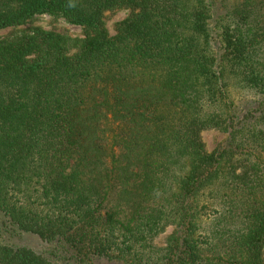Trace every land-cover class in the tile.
Masks as SVG:
<instances>
[{
    "label": "trees",
    "instance_id": "16d2710c",
    "mask_svg": "<svg viewBox=\"0 0 264 264\" xmlns=\"http://www.w3.org/2000/svg\"><path fill=\"white\" fill-rule=\"evenodd\" d=\"M223 1L0 0L84 31L0 39V264H264V0Z\"/></svg>",
    "mask_w": 264,
    "mask_h": 264
},
{
    "label": "rangeland",
    "instance_id": "374dc122",
    "mask_svg": "<svg viewBox=\"0 0 264 264\" xmlns=\"http://www.w3.org/2000/svg\"><path fill=\"white\" fill-rule=\"evenodd\" d=\"M228 0H224L223 3L219 4H226ZM218 4V7L220 6ZM225 6V5H223ZM227 6V5H226ZM224 8V7H223ZM129 14L128 9L124 8H118L115 10H109L104 13L103 21L106 29L108 30L109 34H114L116 32V25L119 21L123 20L127 17ZM219 18L213 19L211 28L213 29V25L215 20ZM32 27H39L44 30L54 31L57 33L67 34L71 37H82L84 35V31L81 26H77L74 24L69 23L64 17L60 15H50V14H41L37 15L34 18L28 20L22 25L14 26V27H5L0 29V39L10 36L11 34L25 30L30 29ZM218 33L213 30L212 32V39L217 40L218 39ZM218 45H215V48H218ZM73 51V50H71ZM249 100L251 106H253L255 103L260 102L261 96L258 94H255L254 96L250 94L249 91H242L235 93L234 101L238 105H244L242 110H247L246 107V101ZM202 137L205 142L206 148L209 151H212L216 149L219 146H222L227 138L226 133L210 129L202 132ZM1 224V220H0ZM173 232V227L169 226L166 228L164 232H162L160 235H158L154 239V243L156 245H164L165 240ZM9 241L14 245H26L29 246L35 251L44 253L47 249V244L44 243L39 237H37L34 234L27 233V232H20L19 234H12Z\"/></svg>",
    "mask_w": 264,
    "mask_h": 264
}]
</instances>
